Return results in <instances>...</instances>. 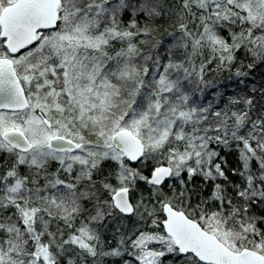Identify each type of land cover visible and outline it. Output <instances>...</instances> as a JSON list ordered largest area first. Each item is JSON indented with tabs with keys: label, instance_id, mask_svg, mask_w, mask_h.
<instances>
[{
	"label": "snow or ice",
	"instance_id": "snow-or-ice-1",
	"mask_svg": "<svg viewBox=\"0 0 264 264\" xmlns=\"http://www.w3.org/2000/svg\"><path fill=\"white\" fill-rule=\"evenodd\" d=\"M0 264H264V0H0Z\"/></svg>",
	"mask_w": 264,
	"mask_h": 264
},
{
	"label": "trees",
	"instance_id": "trees-1",
	"mask_svg": "<svg viewBox=\"0 0 264 264\" xmlns=\"http://www.w3.org/2000/svg\"><path fill=\"white\" fill-rule=\"evenodd\" d=\"M259 75H260V71L258 70V71H257V76H259Z\"/></svg>",
	"mask_w": 264,
	"mask_h": 264
}]
</instances>
